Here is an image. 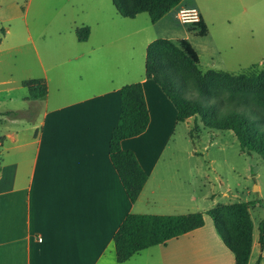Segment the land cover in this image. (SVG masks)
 <instances>
[{
	"label": "crops",
	"instance_id": "0c3cea01",
	"mask_svg": "<svg viewBox=\"0 0 264 264\" xmlns=\"http://www.w3.org/2000/svg\"><path fill=\"white\" fill-rule=\"evenodd\" d=\"M183 1L169 12L174 19L181 8H197L208 28L197 1L191 6ZM116 21L99 28H116L119 37L142 31ZM82 27L90 30L86 41L77 38ZM82 27L75 29L81 50L55 65L56 75H44L46 97L31 100L22 85L37 78L21 80L27 93L19 98L10 95L11 87L2 90L8 92L4 102L20 99L24 106L0 108V264H236L209 215L212 208L201 212L202 227L118 263L114 235L128 214L195 213L201 199L179 168L164 159L181 124L173 102L146 78L145 67L143 74L134 73L131 52L122 65L123 56L105 50L113 41L101 35L94 41L98 26ZM155 40L145 44V63ZM137 82L143 85L150 122L143 134L124 139L121 146L135 153L148 180L132 203L111 161L110 140L120 118L121 88ZM263 245L254 227L249 264H263Z\"/></svg>",
	"mask_w": 264,
	"mask_h": 264
},
{
	"label": "rangeland",
	"instance_id": "374dc122",
	"mask_svg": "<svg viewBox=\"0 0 264 264\" xmlns=\"http://www.w3.org/2000/svg\"><path fill=\"white\" fill-rule=\"evenodd\" d=\"M193 0H184L191 6ZM203 12L209 34L201 37L188 25H183L169 13L152 23L147 13L137 20L120 16L112 0H0V108L6 105L24 106L22 100L4 102L10 95L19 98L27 93L21 80L56 75L58 63L73 57L83 47L75 29L95 28L94 41L102 36L105 50L120 54L122 65L129 52L134 55V73L143 74L145 44L165 38L179 45L187 38L199 55V69L226 71L231 74L264 71V0H196ZM135 24L142 30L129 37H119L113 23ZM131 28L130 30H134ZM123 31L121 30V34ZM166 52V51H165ZM164 52V53H165ZM173 70L180 85L187 88L189 98H197V89L187 75L188 60L177 51L169 50ZM2 81H8L1 86ZM170 167L179 168L190 189L201 199L199 211L219 207L226 219L235 222L233 205L250 203V216L255 238L260 242V227L264 221V157L243 151L235 134L229 130L205 127L200 116H192L179 124L175 139L165 151ZM170 158V159H169ZM188 180H190V183ZM264 240V236H263ZM263 259L264 264V245ZM261 248H255L256 256Z\"/></svg>",
	"mask_w": 264,
	"mask_h": 264
},
{
	"label": "trees",
	"instance_id": "16d2710c",
	"mask_svg": "<svg viewBox=\"0 0 264 264\" xmlns=\"http://www.w3.org/2000/svg\"><path fill=\"white\" fill-rule=\"evenodd\" d=\"M112 1L125 18L133 19L147 13L151 22L157 23L183 0ZM191 30L201 37L208 34L203 20L192 25ZM0 32L5 34V29L1 28ZM89 33V27L76 31L79 41H86ZM169 50L187 58V75L197 89V98H189L187 88L180 85L181 79L171 65V55L167 54ZM198 64L199 55L187 39H181L176 45L172 40L160 38L147 48L145 76L153 79L173 102L179 123L186 122L192 116H200L205 127L232 131L243 151L264 157V71L238 75L218 70L203 73ZM22 85L28 89L31 100L42 99L48 94L47 82L43 78L24 80ZM149 122L150 113L142 83L123 86L120 118L110 140V158L132 203L141 195L148 175L135 153L124 150L121 142L143 134ZM250 206V203L232 206L234 223L226 219L219 207L209 211L225 244L234 253L236 264H249L254 231ZM204 224L201 212L180 215L128 214L114 235L117 261L123 263L145 249L165 244ZM260 231V240L264 244V221Z\"/></svg>",
	"mask_w": 264,
	"mask_h": 264
},
{
	"label": "built area",
	"instance_id": "2783aa9c",
	"mask_svg": "<svg viewBox=\"0 0 264 264\" xmlns=\"http://www.w3.org/2000/svg\"><path fill=\"white\" fill-rule=\"evenodd\" d=\"M176 16L179 22L186 26L196 25L202 20L201 13L197 8H181Z\"/></svg>",
	"mask_w": 264,
	"mask_h": 264
},
{
	"label": "bare ground",
	"instance_id": "6f19581e",
	"mask_svg": "<svg viewBox=\"0 0 264 264\" xmlns=\"http://www.w3.org/2000/svg\"><path fill=\"white\" fill-rule=\"evenodd\" d=\"M102 120V119H101ZM104 120H105V118H104ZM101 122V121H100ZM101 128H102V126H100ZM103 127H104V125H103ZM98 129H99V127H98ZM104 130V129H103ZM102 129H101V132L103 131ZM100 132V131H99ZM101 132H100V134H101ZM98 133V132H97ZM152 137V136H151ZM153 139V138H152ZM154 140V139H153ZM154 142V141H153ZM150 142H148V144H149ZM159 144V143H158ZM150 145H152V144H150ZM141 150H143L142 148H140Z\"/></svg>",
	"mask_w": 264,
	"mask_h": 264
}]
</instances>
